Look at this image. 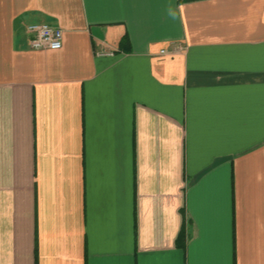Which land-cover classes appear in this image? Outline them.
Listing matches in <instances>:
<instances>
[{
	"label": "crops",
	"instance_id": "0c3cea01",
	"mask_svg": "<svg viewBox=\"0 0 264 264\" xmlns=\"http://www.w3.org/2000/svg\"><path fill=\"white\" fill-rule=\"evenodd\" d=\"M0 264H264V0H0Z\"/></svg>",
	"mask_w": 264,
	"mask_h": 264
},
{
	"label": "built area",
	"instance_id": "2783aa9c",
	"mask_svg": "<svg viewBox=\"0 0 264 264\" xmlns=\"http://www.w3.org/2000/svg\"><path fill=\"white\" fill-rule=\"evenodd\" d=\"M31 35V46L33 50L59 51L63 48L64 32L46 23H34L28 27ZM179 49H175L174 53ZM165 51H162L164 54ZM104 55V54H100Z\"/></svg>",
	"mask_w": 264,
	"mask_h": 264
},
{
	"label": "trees",
	"instance_id": "16d2710c",
	"mask_svg": "<svg viewBox=\"0 0 264 264\" xmlns=\"http://www.w3.org/2000/svg\"><path fill=\"white\" fill-rule=\"evenodd\" d=\"M189 1H194V0H189Z\"/></svg>",
	"mask_w": 264,
	"mask_h": 264
}]
</instances>
